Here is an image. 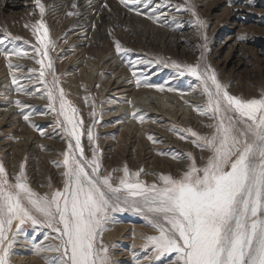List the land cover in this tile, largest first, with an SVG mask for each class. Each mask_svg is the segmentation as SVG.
Listing matches in <instances>:
<instances>
[{"label": "rangeland", "instance_id": "obj_1", "mask_svg": "<svg viewBox=\"0 0 264 264\" xmlns=\"http://www.w3.org/2000/svg\"><path fill=\"white\" fill-rule=\"evenodd\" d=\"M12 1L17 5L11 1L6 5L0 0V40H4L0 43V50H20L27 55L11 56L8 60L0 55V121L6 112L4 121L7 122L6 125H0V163L4 165L10 179L19 171L20 164L24 163L30 186L36 192L43 194L63 188L61 174L64 169L62 166H55L53 162L63 160L61 153L67 149L69 138L57 125V113L48 107L49 101L44 85L38 79H29V77H39L41 70V66L35 63V59L40 57L36 56L33 47L39 45L30 30L31 25L41 19L39 7L35 0ZM53 1L56 2L54 9H57L55 10L57 13L53 14L45 7L43 17L49 39L54 42V47L48 49L47 55L52 61L65 98L79 110V119L84 124L81 142L89 158L92 155L93 145L88 141L86 132L89 126L93 127L96 138L94 146L102 165L101 175L112 172L113 169H121L125 164L130 171H138L133 167L139 163L134 157L138 148L134 147L133 143L120 142L119 138L128 126L135 132L137 125L142 126L147 121V116L142 115L146 120L136 123L137 120L128 116V112L143 113L141 110L145 109L149 110L146 111L149 113L155 111L153 108L161 107L174 108L179 121L175 124L173 119L165 116L167 126L163 129L169 134L170 138H167L169 141L161 138L162 142H156L157 149L151 150L154 152L153 156L144 161L143 173L139 179L150 185L159 183L157 179L159 174L178 176L186 169L188 161L183 157L187 153H191L196 158L198 166L203 165L205 161L202 157H206L208 153L195 147L191 143L193 138L185 131L191 128L202 135L212 131L205 127L212 121L207 116L199 115L189 104L192 101L196 106L205 104V97L201 95V89L198 87L199 82L187 74L179 76L175 69L164 67L163 63H156L159 59L169 64L172 61L179 64H195L202 52L200 47L204 43L202 34L207 36L206 62L215 70L219 81L228 86L230 94L247 99L258 98L261 91H264V0H189L197 15L208 25L203 30H199L194 24L195 18L189 11L183 8L177 10L176 6L185 5V0H139L138 4L131 5L132 11L123 6L120 0H111V2L104 0L102 4L93 7L90 4L84 12L85 16L77 20L74 15H67L71 0ZM41 3L43 4L42 0ZM83 3L87 5L89 1L83 0ZM136 11L142 14L137 15ZM103 16H108L107 21ZM149 16L156 17L157 22L154 23L152 19L147 18ZM103 18L105 22L102 25ZM78 21L81 22L75 24ZM80 27L84 28V36ZM99 28L104 31V38L100 35ZM5 32L11 37L21 39H5ZM80 40L82 44H76ZM115 42H119L122 49L127 51L117 53ZM81 48L89 52L84 55L76 52ZM9 63L13 65L11 69L8 67ZM43 63L47 65L48 60H44ZM29 69L36 71L29 72ZM133 72L137 74L135 78ZM13 76L17 78L16 85L13 84ZM51 79V75L46 74L49 86ZM137 79L141 80L139 86L136 83ZM145 81L154 87H146ZM17 86L34 94L18 92ZM123 86H126L125 89H122ZM160 86L163 87L162 91L159 90ZM120 91L121 93L118 94ZM182 98L185 103L181 102ZM17 100L28 107H16ZM56 107L58 110V102ZM182 110L185 111L186 117L182 116ZM93 111L96 112L94 117L91 115ZM24 114L29 115L28 121L24 120ZM59 119L63 121V117ZM38 120L41 124L37 123ZM116 126L119 128L112 132ZM31 131L35 132L36 138L28 137L26 133ZM46 131L50 134L47 135ZM140 134L143 136L142 133ZM180 136H185L186 139H180ZM22 137L26 140H22ZM25 142L28 143L27 148L24 146ZM120 143H123L122 146ZM165 144H170L167 146L169 148L161 150V146ZM173 156L182 158L173 159ZM154 157L164 161L167 167L160 165V170L154 171L153 168L158 165L155 164ZM112 174L113 183H118L122 172L115 171ZM114 217L117 222L109 225L110 231L105 232L102 237L103 242L110 246L114 264H140L143 261L147 264H170L175 258L174 254H171L154 261L146 259V256L152 257V253L142 247L145 243L144 237L155 235L153 229L146 226L142 216L132 212L114 213ZM22 228V233L16 237L17 242L13 247L15 255H12L15 257H11V264H17L14 262L19 259L32 260L31 264H45L42 262L45 261L44 257L57 255L53 252L35 254V245L42 242L55 243L52 240H44L43 231L46 230L37 232L28 224L23 225ZM106 237L110 238L105 239ZM113 244L115 247H111Z\"/></svg>", "mask_w": 264, "mask_h": 264}, {"label": "snow or ice", "instance_id": "obj_2", "mask_svg": "<svg viewBox=\"0 0 264 264\" xmlns=\"http://www.w3.org/2000/svg\"><path fill=\"white\" fill-rule=\"evenodd\" d=\"M35 3L41 19L36 20L30 30L39 45L33 47L36 56L40 57L34 58L35 63L41 70L39 77L29 79H38L44 85L48 107L57 113V125L69 138L67 149L61 153L63 160L53 162L64 169L61 174L63 188L38 193L28 182L24 163L12 179L0 163V264H11L16 237L26 224L37 231L46 230L43 231L45 241H55L35 245L36 255L43 252L57 254L44 257L45 264H114L110 246L102 237L110 231L109 225L117 222L114 213L118 212L142 216L146 226L156 233L144 237L142 247L152 253V257L146 256V259L154 261L174 254L170 264H264V91L258 98L247 99L230 94L228 86L219 81L215 70L206 62L207 36L203 34L201 56L195 64L175 61L169 64L157 59V64L163 63L164 67L175 69L179 76L187 74L199 82L205 104L192 107L212 121L205 125L212 131L206 135L191 128L185 131L193 138L191 143L208 155L202 157L205 162L198 166L196 158L187 153L183 157L188 161L184 171L176 177L159 174V183L150 185L139 179L143 169L132 172L125 164L121 169L112 170L122 172L118 183L114 184L112 172L101 175L102 165L91 126L86 132L93 145L91 158L85 154L81 142L84 124L79 119V110L65 98L47 55L54 42L50 41L43 20L45 6L41 0H35ZM120 3L132 11L131 5L138 4L139 0H120ZM176 8L189 11L199 30L207 28L189 0ZM136 14L142 13L136 11ZM147 18L157 22L154 16ZM4 36L5 39H21L6 32ZM115 47L117 53L127 51L119 42H115ZM0 55L8 60L11 56L22 57L27 53L0 50ZM44 60H48L47 65ZM8 67L11 69L13 65L9 63ZM35 71L29 69V72ZM46 74L51 75V86L46 81ZM136 75L133 72L134 78ZM12 81L17 84L15 76ZM136 83L139 86L141 80L137 79ZM145 86L154 87L146 81ZM16 90L34 94L21 86ZM15 105L28 107L19 100ZM91 115L94 117L96 112ZM59 117H63V121ZM23 118L28 121L29 115L24 114ZM132 118L138 122L144 119L135 112ZM148 139L153 140V137L149 135ZM180 139L186 137L180 136Z\"/></svg>", "mask_w": 264, "mask_h": 264}, {"label": "bare ground", "instance_id": "obj_3", "mask_svg": "<svg viewBox=\"0 0 264 264\" xmlns=\"http://www.w3.org/2000/svg\"><path fill=\"white\" fill-rule=\"evenodd\" d=\"M6 5H8L9 3H10V1H11V3L13 2L12 0H2ZM15 1V0H14ZM43 1V4L45 5V7H46V9L47 10H49V12H52L53 14H56L57 12H55V10L57 11V9L55 8L54 9V4H56V2H54L53 0H42ZM75 0H71V2H70V4H71V6H70V10L68 11V12H71V11H73V13H74V16H75V20H77L79 17L81 18V16H85V11H87L86 10V8L87 7H89V5L91 4V7H93V6H95L96 4H102V2L104 1V0H88L89 1V3L86 5L85 3H83V0H76L75 2H74ZM107 1V0H106ZM84 2H87V1H84ZM105 2V1H104ZM110 2H111V0H110ZM113 2V1H112ZM118 2V1H117ZM107 3V2H106ZM13 4H15L14 2H13ZM73 4H75V7H73ZM108 4V3H107ZM15 5H17V4H15ZM62 6V5H61ZM104 6V5H103ZM116 6H117V4H116ZM90 7V8H91ZM105 7V6H104ZM115 7V6H114ZM138 7V6H137ZM58 8V7H57ZM97 8V7H96ZM107 12V11H106ZM105 12V13H106ZM102 13V12H101ZM114 13V12H113ZM87 14V13H86ZM122 14V13H121ZM101 16H102V14H100ZM115 15V14H114ZM55 16V15H54ZM104 18L106 17V21H107V19H108V16H103ZM86 18V17H85ZM100 18V17H99ZM104 18L103 19H101L102 20V25L104 24V22H105V20H104ZM110 19V18H109ZM123 19V18H122ZM86 20V19H85ZM124 20V19H123ZM109 21V20H108ZM111 21V20H110ZM115 21V20H114ZM162 21V20H161ZM73 22H74V20H73ZM72 22V23H73ZM81 21H78V22H75V24L76 23H80ZM88 22V21H87ZM86 23V22H85ZM97 23V22H96ZM108 24V23H107ZM73 25V24H72ZM81 25H82V23H81ZM80 25V26H81ZM96 26V25H95ZM72 27V26H71ZM75 28V27H74ZM73 28V29H74ZM81 28V31H82V33H83V36H84V33L85 32H83V27H80ZM101 28V27H100ZM99 28V29H100ZM103 28V27H102ZM151 28V27H150ZM66 29V28H65ZM89 29V28H88ZM106 29V28H105ZM70 30V29H69ZM86 30V29H85ZM77 32V31H76ZM127 32V31H126ZM106 33V32H105ZM129 33V32H128ZM100 35L102 36V38H104V31L102 30V29H100ZM147 36V35H146ZM78 37V36H77ZM133 37V36H132ZM155 38H157V37H155ZM106 39V38H105ZM104 39V40H105ZM78 40V39H77ZM76 40V41H77ZM73 41V40H72ZM79 41V40H78ZM82 42V40H80V42H78V43H76V44H82L81 43ZM98 45H99V43H98ZM78 46V45H77ZM82 46H84V44L82 45ZM96 46V48H97V45H95ZM110 47V46H109ZM85 48V47H84ZM83 48V49H84ZM102 48V47H101ZM82 48L79 50V51H76V52H78V53H81V54H87L89 51H86V49L85 50H83ZM77 53V54H78ZM91 53V52H90ZM81 54H79V56H81ZM124 55V54H123ZM77 56V55H76ZM125 56V55H124ZM129 58V57H128ZM98 59V58H97ZM102 60V59H101ZM114 68V67H113ZM113 71V70H112ZM116 81V80H115ZM124 82V81H123ZM127 82V81H126ZM121 84V83H120ZM123 84V83H122ZM121 86V85H120ZM128 86V85H127ZM116 87V86H115ZM124 87H126V86H123V88L122 89H125ZM129 87V86H128ZM2 88V87H1ZM116 88H118V87H116ZM115 88V89H116ZM4 89H6V88H4ZM119 89V88H118ZM8 90H10L9 89V87H8ZM121 90V89H120ZM8 92V91H7ZM123 92V91H122ZM121 93V91L118 93V94H120ZM117 94V93H116ZM8 95H9V93H8ZM4 98V97H3ZM3 98H1L2 100H4ZM1 100V101H2ZM9 100V99H8ZM11 100V99H10ZM181 100V102H183V103H185L186 101L184 100V98H182V99H180ZM185 101V102H184ZM4 103V102H3ZM187 103H189V102H187ZM33 104V103H32ZM190 105H195V102L194 101H192V102H190L189 103ZM8 105V104H7ZM33 106V105H32ZM35 106V105H34ZM33 106V107H34ZM8 107V106H7ZM31 107V106H30ZM37 107V106H36ZM7 109V108H6ZM36 109V108H35ZM141 109H143V108H141ZM8 110V109H7ZM153 110H155L154 112H152V111H150L149 113H147L146 111H149V110H141L143 113H137V114H139V115H145V117L147 116V121L142 125V126H139V125H137V127H136V130H135V132H133V130H131V127H127L126 128V126H125V130L122 132V134H121V136H120V138H119V141L120 142H125L126 144H130V143H133L132 145L135 147H137L138 148V150H137V152L135 153V155H134V157L137 159V162H139L138 164H135V166H133L134 167V170H139V169H142L143 167H144V161H146L147 159H149V157L150 156H153V154H154V152L153 151H151V150H154V151H156V149H157V146L155 145L156 144V142H162V141H160L161 140V138H165V139H167V138H170L169 137V134H167V132L163 129V128H165L167 125L165 124V122L167 121V117H165V116H168L169 118H171V119H173L174 121V123L175 124H177V121H179V117H177V114H176V111L174 110V108L172 109V108H166V109H163L162 107L161 108H158V109H155V108H153ZM35 111V110H34ZM132 111V110H131ZM5 112V111H4ZM25 112H26V110H25ZM25 112H23V113H25ZM3 113V112H2ZM8 114V113H7ZM133 114V113H132ZM132 114H130V112H128V116H131L132 117ZM115 115V114H114ZM5 116H6V112L3 114V119H1V121H0V125H6V123L7 122H5L4 121V119H5ZM12 117L14 116V115H11ZM127 116V117H128ZM148 116H150V117H148ZM182 116L183 117H186V114H185V111L184 110H182ZM8 118V117H7ZM114 118V117H113ZM116 118V117H115ZM124 118H125V115H124ZM123 118V119H124ZM168 118V119H169ZM118 119H120V118H118ZM127 119V118H126ZM146 119H144V120H146ZM18 120V119H17ZM110 120V119H109ZM122 121V120H121ZM2 122H4V123H2ZM41 121L40 120H38V122L37 123H40ZM112 122V121H111ZM136 123L138 122V121H135ZM172 122V123H173ZM18 123V122H17ZM36 123V122H35ZM41 124V123H40ZM121 124V123H120ZM149 124H151L150 126H148ZM186 124V123H185ZM188 124V123H187ZM36 125H38V124H36ZM116 125H118L117 123H116ZM122 125V124H121ZM23 126H24V124H23ZM136 126V125H135ZM121 127V126H120ZM123 127V126H122ZM172 127H173V124H172ZM197 127V126H196ZM23 128H26V127H23ZM28 128V127H27ZM26 128V129H27ZM119 127L118 126H116V127H114V129H112V132L113 131H115L116 129H118ZM42 129V128H41ZM24 130V129H23ZM22 130V131H23ZM31 130V129H30ZM44 130V129H43ZM49 130V129H48ZM182 131V130H181ZM19 133H20V130H19ZM46 133H47V131H46ZM140 133H142L143 134V136L140 134ZM17 134V133H16ZM27 135H28V137L29 138H31V137H33V138H36V135H35V132H32L31 131V133H26ZM48 134H50V133H47V135ZM46 135V136H47ZM149 135H151L152 137H153V140H149L148 139V136ZM156 135H159V137H157ZM23 136V135H22ZM174 136H176V135H174ZM28 137H27V139H28ZM173 137V136H172ZM178 137V136H177ZM176 137V138H177ZM25 139V137H22V140H24ZM26 140V139H25ZM31 140V139H30ZM33 140V139H32ZM31 140V141H32ZM168 141H169V139H167ZM172 140V139H171ZM176 140V139H175ZM174 140V142H177V141H175ZM38 141V140H37ZM39 141H40V139H39ZM153 141H155V142H153ZM29 142V141H28ZM47 142V141H46ZM171 143L173 142V140L172 141H170ZM26 144L24 145L25 146V148H27L28 147V143L27 142H25ZM32 143V142H31ZM124 143V144H125ZM164 143H165V141H164ZM41 144H43V143H41ZM122 144L123 143H120V145L122 146ZM177 144V143H176ZM32 145V144H31ZM44 145V144H43ZM52 145V144H51ZM117 145V144H116ZM170 146V144H165L164 146H161L162 148H161V150H167L169 147H167V146ZM180 145V144H179ZM23 146V145H22ZM30 146V145H29ZM125 146V145H124ZM130 146V145H129ZM48 147H49V145H48ZM13 149H15V148H13ZM118 149L120 150V146L118 147ZM181 149H182V147H181ZM184 150V149H183ZM8 151V150H7ZM185 153V152H184ZM186 154V153H185ZM24 156V155H23ZM151 158V157H150ZM155 158V160H154V162H155V164H158L157 166L155 165V168H153V170L154 171H156V170H160V168H159V166L161 165V166H164V167H167V166H165V164L166 163H164V161H162V160H160L159 158H156V157H154ZM149 171V170H148ZM162 173V172H161ZM145 174V173H144ZM48 175V174H47ZM40 184V183H39ZM38 232V231H37ZM120 236V235H119ZM40 237V236H39ZM38 237V238H39ZM42 237V236H41ZM108 238H110V237H106L105 239H108ZM117 239V238H116ZM25 240V239H24ZM23 240V241H24ZM112 240V239H111ZM110 240V241H111ZM21 241V240H20ZM109 241V240H108ZM22 242V241H21ZM20 243V242H19ZM40 243V242H39ZM43 243V242H42ZM18 246H19V244H17ZM21 245V244H20ZM24 246H26V245H24ZM135 246V245H134ZM133 246V247H134ZM133 247H132V250H133ZM136 250V249H135ZM19 251H21V250H19ZM18 252V251H17ZM49 253V252H48ZM52 254V253H51ZM55 254V253H54ZM115 254H117V253H115ZM13 255H15V253L13 254ZM49 255V254H48ZM118 255V254H117ZM140 255V254H139ZM138 255V256H139ZM53 256V255H52ZM137 256V257H138ZM12 257H15V256H12ZM116 257V256H115ZM117 257H119V256H117ZM144 257V256H143ZM33 258H35V257H33ZM141 258H142V256H141ZM141 258H140V260H141ZM19 259V258H18ZM32 260H30V261H24V259L23 260H18L17 262H14V263H17V264H28V263H30ZM141 261H143V260H141ZM42 262H45V261H42ZM143 263H146V261H143V262H141L140 264H143ZM31 264V263H30ZM35 264V263H34ZM41 264V263H40ZM43 264V263H42ZM147 264V263H146Z\"/></svg>", "mask_w": 264, "mask_h": 264}]
</instances>
